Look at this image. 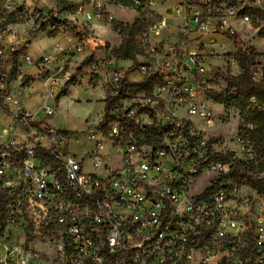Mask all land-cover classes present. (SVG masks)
<instances>
[{"label": "built area", "instance_id": "1", "mask_svg": "<svg viewBox=\"0 0 264 264\" xmlns=\"http://www.w3.org/2000/svg\"><path fill=\"white\" fill-rule=\"evenodd\" d=\"M57 3L0 0V112L12 118L0 127V264H29L40 257L33 244L54 239L66 264H264L263 157L242 131L229 145L201 99L216 79L241 74L239 54L250 50L239 26L264 30V0H174L134 35L135 58L121 60L89 24L110 25L115 8L151 15L158 0H75L67 11ZM21 26L55 38L50 53L30 56ZM72 57L80 61L71 70ZM84 60L80 85L104 91L108 119L103 108L92 124L100 138L88 135L95 147L73 154L67 130L46 120L53 107L31 113L14 92L38 84L55 100ZM249 77L262 81L263 65ZM145 82L149 93L131 90ZM228 153L229 162L213 157Z\"/></svg>", "mask_w": 264, "mask_h": 264}, {"label": "rangeland", "instance_id": "2", "mask_svg": "<svg viewBox=\"0 0 264 264\" xmlns=\"http://www.w3.org/2000/svg\"><path fill=\"white\" fill-rule=\"evenodd\" d=\"M75 1V0H68ZM174 0H158V4L155 7L156 12L148 15L145 11H138L131 8H115L110 10V15L113 17V21L108 25L107 22H95L92 21L89 25L92 28L93 32L107 40V51L106 54L110 58L119 59L113 52L114 48H117L121 43L122 37L115 29V23H122L131 25L135 21H145L146 23L153 26L157 24L162 16L165 15V9L168 7L167 4H171ZM42 9H47V7L39 2ZM72 23L75 25H81L82 19L72 17ZM240 29V41L243 47H246L253 53H255V60L258 61L264 67V30H260L258 24H250L248 26L241 25ZM149 29V26L147 27ZM171 27L169 30H166L163 33L164 39L167 38L172 33ZM20 35L26 39L29 38L30 41L26 44V50L30 53V56L35 57L42 55L44 53H50L51 45L56 41L55 38L47 35V31L44 32L41 30H31L29 33L24 29V27H19ZM138 31H135V35ZM61 43L62 40L59 37ZM207 37H202V40H206ZM27 41V40H26ZM80 61V58L72 57L70 59L69 67L72 70L76 63ZM118 63V62H117ZM118 64L127 65L128 62H119ZM88 72L87 61L82 62V68L75 75L76 83L73 85H66L65 90L62 89V92L56 95L55 100L46 101L48 105L53 107L55 113L47 117V122L59 129H65L68 132V143L67 149L73 154H78L83 150H91L95 147V139H89L88 135L90 131L96 132L97 138H100V133L92 127V124L97 123L102 116V111L105 105L104 101V91L100 87H89L85 89L84 86H81V80L86 76ZM133 75V74H132ZM213 89L206 91L201 95L203 102L212 108L213 112L216 114L217 122H215V130L220 132L226 141H229L230 138L235 137V135L240 131V127L243 125V117L241 116L239 110L229 109L226 110L219 104L212 101L213 92H225L226 80L216 79L212 83ZM40 85L36 84L33 87H27L24 89L16 90L14 95L17 97L20 103H23V106L26 110L33 113L39 110L40 106L44 103V97H41V94L44 93L42 89L38 90ZM229 92H234L230 90ZM63 93V94H62ZM103 96V98H102ZM179 108L177 109V111ZM180 111V110H179ZM43 114H37V119H43ZM11 116L8 112H0V127L7 126L11 123ZM196 123L201 125L197 120ZM200 130V128H199ZM84 132V133H82ZM204 135V133H202ZM232 141H229V145L232 144ZM102 144L106 149L109 145L107 139H102ZM84 172H91V165L89 162L84 165ZM205 176V175H204ZM204 179V177L202 178ZM198 185L200 181H197ZM11 241V239H8ZM20 242V241H19ZM58 241L54 239L49 243L47 240L40 242H35L33 244L34 248L40 252V257L35 259L29 264H66V257L61 255L57 251ZM2 247H0V260ZM14 264V263H8Z\"/></svg>", "mask_w": 264, "mask_h": 264}, {"label": "trees", "instance_id": "3", "mask_svg": "<svg viewBox=\"0 0 264 264\" xmlns=\"http://www.w3.org/2000/svg\"><path fill=\"white\" fill-rule=\"evenodd\" d=\"M57 6L60 11H67L71 7V2L58 0ZM9 18L11 19V16ZM148 25L149 24L144 20L135 21L131 25L115 23L114 27L121 35L122 40L119 46L113 49L114 54L119 59H134L137 50L133 42V33L146 28ZM239 61L242 69L241 74L238 77H226L227 90L225 92H213L212 101L226 110H239L243 117V125L240 127V131L250 138L256 150L262 155L264 160V107L252 105L249 102L252 96L259 102H264V79L262 81H252L249 77L250 68L256 61L255 53L252 51L242 52L239 54ZM152 85V82L131 85V90L149 93L152 89ZM230 90L234 92H229ZM108 108V102H105L103 120L108 119ZM248 123L252 124V129H246L244 127V125ZM230 155L231 153L213 157L223 162H229ZM237 164H239V162H234L230 171H236L235 167Z\"/></svg>", "mask_w": 264, "mask_h": 264}, {"label": "crops", "instance_id": "4", "mask_svg": "<svg viewBox=\"0 0 264 264\" xmlns=\"http://www.w3.org/2000/svg\"><path fill=\"white\" fill-rule=\"evenodd\" d=\"M88 89V88H87ZM41 97H44V95L43 94H41ZM102 98H103V96H102ZM44 99H45V97H44ZM46 101H51L50 99H45V103H46ZM47 104V103H46ZM37 114H43V113H41L40 111H38V113ZM36 117H37V115H36Z\"/></svg>", "mask_w": 264, "mask_h": 264}, {"label": "bare ground", "instance_id": "5", "mask_svg": "<svg viewBox=\"0 0 264 264\" xmlns=\"http://www.w3.org/2000/svg\"><path fill=\"white\" fill-rule=\"evenodd\" d=\"M8 264V263H7Z\"/></svg>", "mask_w": 264, "mask_h": 264}]
</instances>
